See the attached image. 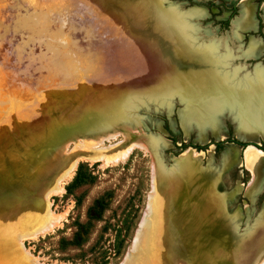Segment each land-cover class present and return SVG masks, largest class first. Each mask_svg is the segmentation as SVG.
I'll return each mask as SVG.
<instances>
[{"label": "rangeland", "instance_id": "rangeland-1", "mask_svg": "<svg viewBox=\"0 0 264 264\" xmlns=\"http://www.w3.org/2000/svg\"><path fill=\"white\" fill-rule=\"evenodd\" d=\"M156 2L170 8L175 16L193 11L186 19L193 28L187 31L189 43L215 47L226 56L224 71L236 79H249L257 70H264V48L256 59L246 56L249 38L260 40L264 47V0ZM128 4L126 0H0V207L17 204L14 213L0 219V264H149L155 254L166 251L168 243L161 232L149 234L158 187L161 192L163 182L172 179L189 192L192 177L206 181L204 206L209 205V213L213 211V227L218 221L221 225L232 221L237 224L235 237L241 235L235 240L219 226L217 230L214 227L217 237L228 235L240 264H253L255 236L260 234L255 221L264 215V177L260 185L253 182L244 157L250 150L264 159V142L254 139L251 131L244 139L236 135L233 106L222 107L218 113L216 122L222 132L215 137L209 124L199 126L193 120L188 125L181 123L187 101L179 100L176 94L165 103L141 104L138 118L125 122L133 126L124 123L115 130L130 131L131 136H125L130 146L141 143L146 149L132 148L122 161L113 163L73 156L75 167L62 178V192L54 191L52 178L66 168L63 157L81 151L80 144L72 141L60 152L58 166L47 167L51 135L63 125L53 126L46 134L48 141H36L30 152L22 154L25 142L47 124L46 110L51 107L60 112L58 119H78L85 103L89 107L100 100L112 102L124 95L147 94L163 83L159 78L169 73L173 58L159 36L157 40L163 45L153 48L156 45L149 40L153 36L135 22ZM244 4L249 5L255 29L234 33L232 23L242 17ZM84 27L88 29L84 31ZM163 50L171 58L168 62L163 59ZM108 109L109 103L101 108L105 113ZM94 111L85 110L79 119L84 115L89 118ZM200 130L203 141L199 140ZM144 136L154 139L159 151L153 153L144 144ZM122 139L117 133L87 151H105L108 156ZM227 156L232 157L229 164ZM182 196L181 201L171 203L172 209H182L183 216L195 215L199 208L191 199L195 196ZM33 212L38 220L46 214L56 220L51 230L32 237L10 232L15 223L31 230L32 222L24 219ZM209 230L203 223L194 228L197 238L193 248L196 242L203 249L200 264L215 262L206 249L213 231ZM173 250L176 264H192L190 251L180 245Z\"/></svg>", "mask_w": 264, "mask_h": 264}, {"label": "bare ground", "instance_id": "bare-ground-1", "mask_svg": "<svg viewBox=\"0 0 264 264\" xmlns=\"http://www.w3.org/2000/svg\"><path fill=\"white\" fill-rule=\"evenodd\" d=\"M156 1L157 0H126V2L129 3L130 12H133L134 14L135 22L140 25V28L144 27L153 36H148L151 41L150 44L156 45V47L153 48L160 49V47L165 44V48L169 49L168 53L173 58V63L168 66L169 73L165 72L159 78L160 81H164L157 88V90L149 93L147 92V94L138 93L135 95H124L112 102L110 100H100L98 104L90 105L89 107L88 104L85 103L82 107L81 113L83 110L96 108H98L101 112L102 106L107 103H109L110 109L106 115H98L90 120L84 117V120H80L79 122L78 120L76 121V118L72 120L56 118L60 112L51 107L48 112L46 110L48 122L45 127L42 129L40 128L38 135L32 138L30 142H25L22 149V154L24 155L30 152L31 146L35 144L36 141L42 139H44V141H48L46 134L53 126H56L57 124L63 125V127H60V131L54 132V134L51 135L52 141L50 143L52 146L46 155L48 168L58 166V162L62 159L60 152H63L66 149L68 143L73 141L74 143L78 142L80 144V152H75L67 158L63 157L64 159H62V161L66 160L65 162L67 163L65 166L67 169H63L60 174H54L52 178V180L55 181V184L53 183L54 187H52L54 191L62 192L61 180L69 174L70 170L76 163L75 157L77 156H84L87 160H104L113 163L116 161H122L132 148L138 147L146 149V147L144 148L141 143H132L130 146V141H128V138L125 137L126 135L131 136L130 131H119L115 129L119 128L129 118H138L136 114L141 104L146 107L149 105L150 101L165 103L174 94L178 96L181 95L182 98L187 101V108L181 115L182 124L188 125L192 120L198 123L199 126L209 124L212 126L213 135L217 137L218 133L222 132L219 128V124L216 122L219 120L217 116L219 115L218 113L222 111L221 109L223 105L227 104L231 105L230 107H234L233 115L238 127L235 130L236 135L239 138L244 139V137L247 138L249 135L251 136V131L254 139L256 138L258 140L261 138L264 142V93L261 92V89L264 88V70H257L258 73L249 79H236L235 75L224 71L226 56H221L218 52H216L217 49L215 47L212 45H196L195 43H192L191 40V43H189V35L187 31H191L193 28L186 23V19L187 16L194 14L193 11L184 12L182 15L175 16L176 14L172 13L170 8L159 6ZM248 6L249 5L244 4L242 7V17L235 22L234 33H238L237 30H245L248 27L254 26L255 23L252 15H249ZM85 29H88V27H84V31ZM164 29H166V31H164ZM97 30L101 33V35H103L102 28L98 27ZM158 36L163 39V44L157 40ZM156 41L161 45L158 46L159 44ZM263 48L264 47L261 46L260 40L249 38V42L246 47V56L257 58L260 56ZM168 53L167 51L163 52V59L167 62L168 60H171V58H168ZM111 103H113L112 107ZM125 125H128V127L133 126L132 124H129V122L125 123ZM243 129L244 136L240 134L243 132ZM117 133H119L123 139L118 141L117 145L111 147L114 151L108 156L107 154H104L105 151H99L97 153L87 151V149L92 146L94 149L97 148L102 141L113 138L117 135ZM90 135L92 136L88 137ZM199 136H202L199 139L200 141L205 140L202 130H200ZM144 138L146 139L144 144L151 149L153 153L159 151V144H154V139L149 138L148 136H144ZM61 148L62 150H60ZM108 148H110V146H108ZM252 153V151L248 150L245 153L246 159L252 161L254 168H261L262 165L259 164L258 159H255V157L252 156ZM88 154L93 156H87ZM226 161L229 164L232 161V157L227 156ZM103 164L105 165L106 163ZM42 170L46 169L43 168ZM254 175V179H256V175L259 174L254 173ZM157 176L160 177V173H158ZM206 179L208 180V178ZM259 181L260 180L257 181V184ZM189 183L192 185L189 192L184 191L180 185L172 179L171 181H168L167 179L163 182L161 192V187H158L159 197L156 198L153 203L156 210L153 211L152 209V216H150L152 228L149 230V234L153 235L161 232L166 237L168 243L166 244V251L163 254H155L151 261H149V264H176L173 260L175 257V251L173 248H179V245L186 251H190V255H192L189 257L191 258L190 261L192 264H200V261L202 260L200 252H203L201 244L198 245L195 242V245L197 246L193 248V241L197 238V236H194V228L196 229L199 223L206 224L208 230L211 227V230L213 231L214 227L217 230L220 226L224 231V234H229L230 237L235 238V240L241 236L239 235L235 237V228L237 224L232 221L230 222L229 220H225L224 222H229L226 224L224 223V225H221L220 221L215 222L213 227V211L209 213L207 211L209 205L204 206V203L207 201V194L204 191L206 181L198 177H192ZM182 195H194L197 199L196 201L195 198H191L192 201L196 202L199 207L195 209V212L197 210L195 215L190 216L188 213L186 216H183L184 212L181 211L182 209H176V207L172 209V206H170L173 201L178 202L179 200L181 201L184 199ZM157 199L159 202H157ZM27 201H29V198ZM16 205L17 204L13 203L11 208H6L1 205L0 219H2L3 216L5 217L8 215V213H14L16 211ZM35 214L36 213L33 212L32 215L24 219L25 223L29 221L32 222V228L29 227L31 230L25 231L19 226V223H15L10 229V232H12V234H16L18 237L21 235L32 237L36 236L38 233L51 230L56 220L51 219L48 214L42 216L41 219L38 220ZM263 214L264 213H262L261 216ZM188 217L189 219L187 220ZM259 217L255 221L259 227L257 228L260 234L259 237L255 236L258 244H256L255 241L254 246L256 251L252 252V256L254 258L253 264H264L263 258L261 259V262L259 261L262 254L264 255V227L263 229L262 227L260 229V226L264 224V215L261 218ZM185 221L187 222L185 223ZM176 225H178V227ZM177 228L183 232L179 234ZM213 231L211 234L212 237L209 239L207 238L208 242H206V249L209 251V256H211L213 261H215L213 264H240L238 256L233 255L235 248L233 249L227 241L228 235L223 238H218L217 232ZM246 232L247 229L245 228L242 235ZM189 234L190 238L187 236ZM252 239L253 238H250L249 241ZM219 240H221L222 245L219 244ZM221 255L223 256V259L220 261L217 260V258Z\"/></svg>", "mask_w": 264, "mask_h": 264}, {"label": "crops", "instance_id": "crops-1", "mask_svg": "<svg viewBox=\"0 0 264 264\" xmlns=\"http://www.w3.org/2000/svg\"><path fill=\"white\" fill-rule=\"evenodd\" d=\"M252 156L255 157V159H258L259 164L262 165L261 166V168H262L264 166V159H262V156L260 157L259 155L255 154V153H252ZM244 162L246 164V167H248L250 169V171L252 173V176H253V180H255L257 182L258 180L262 179V177H264V175L262 174V170H264V167L262 169L261 168H259V169L254 168V165L252 164V161L251 160L249 161V159L247 160L246 156L244 157ZM254 173L255 174H257V173L259 174V175H256V179H254L255 178ZM255 181H253V182H255Z\"/></svg>", "mask_w": 264, "mask_h": 264}, {"label": "water", "instance_id": "water-1", "mask_svg": "<svg viewBox=\"0 0 264 264\" xmlns=\"http://www.w3.org/2000/svg\"><path fill=\"white\" fill-rule=\"evenodd\" d=\"M240 13H241V11H240ZM235 22H236V20H234L233 21V28H234V24H235ZM255 28H254V26H251V27H248V28H246L245 30L247 31V30H254ZM234 30H235V28H234ZM246 45V44H245ZM242 48V47H241ZM243 59H245V57H242ZM248 58V57H247ZM249 59H256V58H254V57H249ZM119 82V81H118ZM261 92H263L264 93V88L263 89H261ZM178 96V95H177ZM179 97V100L180 99H182V100H184L183 98H182V96L180 95V96H178ZM185 106H186V104H185ZM230 106L231 105H227V104H225V105H223V108H230ZM187 108V107H186ZM109 109H110V106H109ZM108 109V110H109ZM92 110H97V111H94V112H92L90 115H89V118H86V119H88V120H90V119H92V118H94V117H96V116H98V115H106V113L104 112V111H102L101 110V112L99 111V109L98 108H96V109H92ZM85 110H83V112H84ZM86 111H88V110H86ZM227 111H228V109H227ZM82 112V113H83ZM102 112H104V113H102ZM81 113V114H82ZM88 113V112H87ZM86 113V114H87ZM81 114L79 115V117H78V119H76V121L78 120V122L80 121V116H81ZM84 117H85V115H84ZM181 117V116H180ZM82 120H84V119H82ZM205 126V125H204Z\"/></svg>", "mask_w": 264, "mask_h": 264}]
</instances>
